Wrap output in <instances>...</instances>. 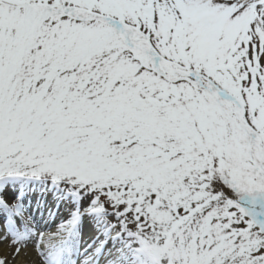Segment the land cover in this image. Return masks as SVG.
I'll list each match as a JSON object with an SVG mask.
<instances>
[{"label": "snow or ice", "instance_id": "6c2138e0", "mask_svg": "<svg viewBox=\"0 0 264 264\" xmlns=\"http://www.w3.org/2000/svg\"><path fill=\"white\" fill-rule=\"evenodd\" d=\"M0 233L264 264V0H0Z\"/></svg>", "mask_w": 264, "mask_h": 264}, {"label": "bare ground", "instance_id": "6f19581e", "mask_svg": "<svg viewBox=\"0 0 264 264\" xmlns=\"http://www.w3.org/2000/svg\"><path fill=\"white\" fill-rule=\"evenodd\" d=\"M53 230H55V226H53ZM3 234L0 233V236H2ZM11 238L9 239H0V245L4 251V253H7L8 251L11 252L12 255H10L9 260H12L14 257H17L14 261H19L18 257H25V258H30L32 261H36L38 260L37 255L38 254V250L31 244H29L26 248L22 247L19 254L16 253V247L11 243ZM7 251V252H6ZM41 264V263H39Z\"/></svg>", "mask_w": 264, "mask_h": 264}, {"label": "rangeland", "instance_id": "374dc122", "mask_svg": "<svg viewBox=\"0 0 264 264\" xmlns=\"http://www.w3.org/2000/svg\"><path fill=\"white\" fill-rule=\"evenodd\" d=\"M11 243H12L14 246H17V244L14 243L13 241H11ZM16 248H17V247H16ZM6 252H7V251H6ZM10 255H12L11 252L8 251L7 253H4V251H3V249H2V247H1V245H0V258H3V259H4L5 264H13L12 261L9 260ZM37 257H38V260H36V261H32L31 259H28V257L25 258L24 256H23V257H19L20 260L17 261V263H15V264H39V263L42 264V263H44V260H43V257H42V256L37 255ZM41 257H42V258H41ZM10 261H11V262H10Z\"/></svg>", "mask_w": 264, "mask_h": 264}]
</instances>
